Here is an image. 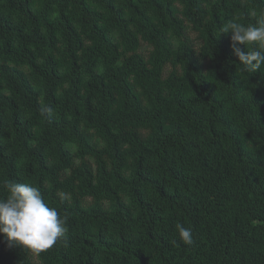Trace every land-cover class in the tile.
Returning <instances> with one entry per match:
<instances>
[{
	"label": "trees",
	"instance_id": "trees-1",
	"mask_svg": "<svg viewBox=\"0 0 264 264\" xmlns=\"http://www.w3.org/2000/svg\"><path fill=\"white\" fill-rule=\"evenodd\" d=\"M261 17L264 0H0V198L31 184L67 226L40 253L0 234V264H264V67L220 34Z\"/></svg>",
	"mask_w": 264,
	"mask_h": 264
},
{
	"label": "clouds",
	"instance_id": "clouds-1",
	"mask_svg": "<svg viewBox=\"0 0 264 264\" xmlns=\"http://www.w3.org/2000/svg\"><path fill=\"white\" fill-rule=\"evenodd\" d=\"M251 15L257 14L253 11ZM227 33L232 34L231 47L240 64L253 72L261 70L264 67V17L249 25L229 20L220 29V34ZM241 44L252 45L253 48L245 53L238 46ZM52 111L51 106L41 108L42 114ZM4 188L7 195L0 198V234L7 238L10 246H21L40 253L66 235V217L45 202L38 187L9 180L4 183ZM176 229L185 245L194 243L191 228L178 223Z\"/></svg>",
	"mask_w": 264,
	"mask_h": 264
}]
</instances>
